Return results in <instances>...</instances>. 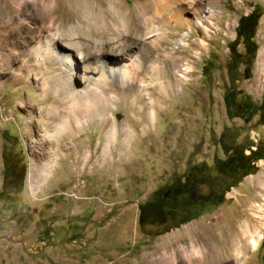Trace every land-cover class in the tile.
Returning a JSON list of instances; mask_svg holds the SVG:
<instances>
[{
	"label": "rangeland",
	"instance_id": "obj_1",
	"mask_svg": "<svg viewBox=\"0 0 264 264\" xmlns=\"http://www.w3.org/2000/svg\"><path fill=\"white\" fill-rule=\"evenodd\" d=\"M39 1L0 0V264H150L175 255V264H264V218L255 215L264 205V0H167L158 10L165 21L147 11L150 0H81L85 18L73 12V0L54 10ZM171 3H178L174 14ZM80 21L104 38L122 34L134 81L110 77L97 89L108 102L97 101L90 122L60 137L54 125L65 104L58 121L39 109L44 99L56 104L58 66L43 64L35 49L44 32ZM249 36L258 47L252 62L243 43ZM83 71L73 78L81 88ZM238 91L259 108L249 121L242 98L228 114L226 98ZM47 135L58 157L37 177L35 162L51 158L42 155ZM237 161L255 172L227 179V165ZM204 181V191L218 193L198 206L183 184ZM170 186L178 189L176 204L141 221L139 206Z\"/></svg>",
	"mask_w": 264,
	"mask_h": 264
},
{
	"label": "bare ground",
	"instance_id": "obj_2",
	"mask_svg": "<svg viewBox=\"0 0 264 264\" xmlns=\"http://www.w3.org/2000/svg\"><path fill=\"white\" fill-rule=\"evenodd\" d=\"M59 1L62 2L63 0H54L53 1L55 4V6H54L52 4V1L47 3V0H40L37 5L40 9L42 8V10L44 7H49L50 10H54L55 7H58L57 2H59ZM117 1H120V0H117ZM166 1L167 0H150V2L145 6H146L147 11L148 10L149 11L156 10V13H154V15H155L154 17H156V15H157L158 17L161 18L162 12L158 13V10L164 9V7H162V6H168V7L170 6L169 5L170 3H166L167 5L165 4ZM193 1H195V0H183L181 2H188L190 4ZM70 4L72 5L71 8L73 9V12L75 14L77 13V15L79 17H84V18L87 17L86 16L87 12L83 8L84 6L82 7V4H84L83 1L73 0V4L71 2H70ZM96 4H97V2H96ZM177 4H174V5L172 4L173 5L172 14L175 13V9H176L175 5H177ZM98 6H99V4H98ZM112 8H113V6H112ZM28 9H29V7H28ZM117 10L115 11V13H113L114 17L116 19H117V17H119L121 15V13L117 12ZM45 13L39 14V17L40 16L42 18L46 17ZM145 14H147V12ZM37 15H38V13H37ZM96 15H97L96 18H100V19L105 18L104 14L102 12H99ZM17 17L18 16H16V18ZM37 18H38V16H37ZM46 18H48V17H46ZM51 18H49V19H51ZM167 18H168V16H166V17L163 16V18H161V21H165ZM79 19H78V21H79ZM106 20H107V18H106ZM157 20H159V19H157ZM59 21H61V20H59ZM82 21L77 22V23L76 22L71 23L64 28L60 27L61 29H58L55 33H51L49 31L44 32L43 37H44L45 44L44 45L41 44L35 49L36 55L40 58V60L42 61L43 64H46L47 62H52V63L54 62L58 66L56 68L57 71H52L53 73L51 74V80H52L51 82L53 83V86H54V90H53L54 91L53 93L55 95L54 101L56 102V104H54L52 107H47L46 104H44V102L46 101L44 99L41 101L43 107L39 108L41 110V113L43 114V116H45V118H47V121L50 122V121H54V120L56 121L59 118V116L61 114L59 112V105L65 104V110H66L65 114L63 116H60V118L62 117L61 121L59 123L56 122V124L54 125V129H55V132L57 135H59L60 133L62 134V132H64V131L65 132L70 131V129H72L75 126V123L78 126H82L84 124V122H86V124L88 122H90V117L93 115V111L95 110V108L97 106L96 102L97 101H98V103L108 102V99H104L103 101H100V99H99L100 96H98V93H100V91L98 92V90H99L98 88L104 84H108L110 77H112V76L117 77L121 81L128 82L127 84H131L130 82L134 81V79L132 78V76L134 75V71H133V68L131 65L132 63L128 64L127 62L124 61V59L129 57V54L132 53L133 51H128L129 49L126 48L127 47L126 44H125L126 47H124L122 45V43H121V40L123 37L122 34L120 32H118V33H115L113 36H109L108 38H104V37L100 36V34H98L97 28L93 24L83 23ZM104 21H105V19H104ZM41 22H43V21H41ZM53 22L54 21H52V25H54ZM105 24L100 25L99 27L102 28L103 26H105ZM126 24H127V22H126ZM130 24H132V23H130ZM28 25H30V24H28ZM115 25H116V23H115ZM120 26H121V24H120ZM123 26H125V25H123ZM134 28H136V27H134ZM37 33H38V30H37ZM134 34H136V32ZM130 36H133V35L131 34ZM125 37H127V36H125ZM141 40L143 41V39H141ZM128 41L131 42V40H128ZM131 48H133V47L130 46V49ZM133 57H135V58L134 59L131 58V60L134 63L137 59L138 60L140 59V55H138V54L133 56ZM127 59H130V58H127ZM138 65H139L138 67L141 68V64H138ZM260 66L261 67L264 66V61H262V60L260 61ZM81 67H84V71H83L84 86L82 88L75 86L74 82H73L74 76L76 75V73L78 71H80ZM185 70H187V68ZM15 82H17V81H15ZM123 84L125 85L126 83H123ZM112 97H114V99H116V96H112ZM31 104H32L31 102L29 103V101H27L23 105H25L27 107V106H31ZM36 105H38V104H36ZM61 111H63V110H61ZM82 116L84 117V120H86V121H82ZM73 121H74V125H73ZM52 135L45 136L44 142H45L46 148H44L43 153H42L43 156H45L47 154V155H50L51 158L50 159L45 158L46 159L45 162L44 161L43 162L37 161L34 164L35 169L37 170V177L46 175L52 169V167H54V165L56 163V158L58 157V155H54V154H56V148H54L53 143H51L49 141L50 138L53 137ZM33 148H35V144L33 145ZM34 175L35 174H32V177H34ZM261 176L262 175L260 174L258 177L259 181L261 179ZM255 215L259 218L260 217L264 218V205H259L257 207V212ZM261 238H262V235L260 236L259 241ZM257 245H258V241L257 240L253 241L252 247H256ZM196 251L198 252L197 254L199 255V251L195 250L191 254V258H193V256L196 255ZM178 254H179V257H185V253L183 252V250L180 251ZM240 256L237 258V260H240L242 263L243 259ZM173 260L174 259H162L160 261L154 260L150 264H175V262L178 261V260L176 261V255H175V260L174 261ZM185 263L189 264L187 259H186ZM191 263L192 264H210V261L208 259L207 261H203V262L192 261Z\"/></svg>",
	"mask_w": 264,
	"mask_h": 264
},
{
	"label": "flooded vegetation",
	"instance_id": "obj_3",
	"mask_svg": "<svg viewBox=\"0 0 264 264\" xmlns=\"http://www.w3.org/2000/svg\"><path fill=\"white\" fill-rule=\"evenodd\" d=\"M227 166L229 167L230 171L226 173V178L230 180H235L236 178L243 176L244 171L247 169V166L242 164L241 161L233 162L232 164H229ZM200 177H203V172L201 173ZM203 180L204 179H202V181ZM206 184H208V182L205 181L190 182L188 188L189 189L188 194L193 198V200L195 199L196 204L198 206H201L202 204L206 203V200H209V198H211L213 194L215 196L218 193L215 190L204 191L203 187H207ZM177 191H178L177 187L170 186L166 190H164L161 194H159L158 200L154 202H146L143 203L141 206H139L140 220L147 221L148 218H151L153 214L154 216L155 214H159L157 216L164 217L165 213H167L166 208H171L172 203L176 204Z\"/></svg>",
	"mask_w": 264,
	"mask_h": 264
},
{
	"label": "trees",
	"instance_id": "obj_4",
	"mask_svg": "<svg viewBox=\"0 0 264 264\" xmlns=\"http://www.w3.org/2000/svg\"><path fill=\"white\" fill-rule=\"evenodd\" d=\"M255 15V12L254 14ZM254 17V16H253ZM252 26H251V30L252 27H256L257 26V23H258V17L252 19ZM253 35V34H252ZM243 37V34H239V38ZM252 40V36H249L247 38H244L243 40V43H244V46H245V49H246V56H249L250 57V60L251 62L253 61V59L255 58V55H256V52H257V45L253 42H251ZM250 62V63H251ZM237 68L236 69H233L230 71L229 73V78H230V81L234 84L235 81L237 80L236 79V76H237ZM233 74H236L235 76ZM238 98H242L244 101H245V104L249 105L250 106V111L251 113L247 116V119L248 121L252 119V117H254L257 113V111L259 110L257 104H255V102L253 101L251 95H249L248 93L244 92V91H238V92H235L234 94H230L229 96H227L226 98V101H227V104H228V114L230 115L231 114V109H230V105H234L235 102L237 101ZM264 105V103L262 104ZM253 146H251L252 148ZM258 149V148H256ZM257 151V150H256ZM253 153H256L255 151ZM264 157H259L258 159H263ZM249 168H247L245 171H244V174H243V178L246 177L247 175L255 172V167H254V164H253V170L251 171H248ZM189 185H190V182H185L183 184V187L186 189V192L189 193ZM189 195V194H188ZM190 196V195H189ZM159 214H155V216H157ZM154 216V214L152 215L151 218H148L147 220V223H149V219H152ZM146 221V220H145Z\"/></svg>",
	"mask_w": 264,
	"mask_h": 264
}]
</instances>
